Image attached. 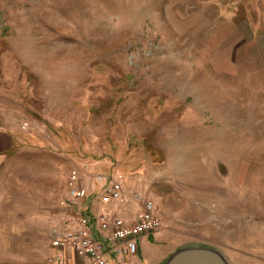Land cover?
Masks as SVG:
<instances>
[{"label":"rangeland","instance_id":"obj_1","mask_svg":"<svg viewBox=\"0 0 264 264\" xmlns=\"http://www.w3.org/2000/svg\"><path fill=\"white\" fill-rule=\"evenodd\" d=\"M0 133L4 264L73 223L72 170L87 213L97 176L154 203L143 264H264V0H0Z\"/></svg>","mask_w":264,"mask_h":264},{"label":"built area","instance_id":"obj_2","mask_svg":"<svg viewBox=\"0 0 264 264\" xmlns=\"http://www.w3.org/2000/svg\"><path fill=\"white\" fill-rule=\"evenodd\" d=\"M75 179L76 171L72 170L69 197L71 201H79L75 217L70 227L62 231L56 227L52 229L53 248L71 247L80 257L90 258L95 264H110L109 255L137 254L138 240L146 234L155 233L161 227V218L156 206L147 198L141 201L140 208L129 221L112 212L87 213V210L80 207V202L87 197L86 190L81 186H75L73 184ZM102 180L101 177H96V181L101 183L102 203L126 201L119 177H109L108 181ZM133 199L139 200L140 196L133 193Z\"/></svg>","mask_w":264,"mask_h":264},{"label":"crops","instance_id":"obj_3","mask_svg":"<svg viewBox=\"0 0 264 264\" xmlns=\"http://www.w3.org/2000/svg\"><path fill=\"white\" fill-rule=\"evenodd\" d=\"M2 134V133H0ZM4 137V136H3ZM2 137V139H3ZM2 144V143H1ZM1 147V145H0ZM0 148V150H2ZM123 193L126 196L127 192L126 189L123 187ZM89 197V195H88ZM127 200V197H126ZM96 201V202H95ZM95 203V209L92 210L91 204ZM110 203H102L100 201V194L95 196L93 199H89V209L88 212L90 214L93 213H99V212H112L120 215H125L123 217L125 220H132L134 217L135 212L128 214L126 210L121 211L119 213L118 211H112L108 206ZM72 222H66L60 225H55V227H58L59 230H64L66 229ZM51 234V233H50ZM154 233L152 234H146L142 236L138 240V252L135 255H130V256H124V255H116V254H111L108 256V260L110 264H143L144 261H147V253L152 249V243L154 239ZM153 235V237H152ZM52 237V234H51ZM147 238H151L150 242L147 240ZM156 249V248H155ZM2 252L0 251V264H4L5 260L2 257ZM59 257V259H57ZM147 257V258H145ZM167 257V256H166ZM164 257V258H166ZM163 259V257L161 258ZM10 264H95L92 259L90 258H85V257H80L74 249L71 247H66L62 249H56L53 247L48 248L47 250L43 251L39 256L34 257V258H18V256H15L13 259H11ZM155 264L158 262L155 260Z\"/></svg>","mask_w":264,"mask_h":264},{"label":"water","instance_id":"obj_4","mask_svg":"<svg viewBox=\"0 0 264 264\" xmlns=\"http://www.w3.org/2000/svg\"><path fill=\"white\" fill-rule=\"evenodd\" d=\"M162 264H232L217 249L205 245H187L172 251Z\"/></svg>","mask_w":264,"mask_h":264}]
</instances>
